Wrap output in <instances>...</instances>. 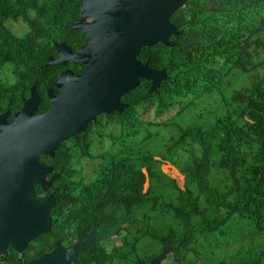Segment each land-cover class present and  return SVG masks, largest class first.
<instances>
[{
	"label": "trees",
	"instance_id": "1",
	"mask_svg": "<svg viewBox=\"0 0 264 264\" xmlns=\"http://www.w3.org/2000/svg\"><path fill=\"white\" fill-rule=\"evenodd\" d=\"M35 1L0 0L1 54L22 77L33 67L25 39L41 29L33 25L27 36H16L9 23L27 21V16L7 10H29ZM60 16L53 14V42L68 29ZM170 22L180 32L169 37L173 45L158 43L137 56L149 68L165 70L167 78L156 92L140 80L123 96L127 107L116 114L119 133L107 135L108 149L93 153L105 137L100 127L93 132L96 141L70 139L52 158L40 157L61 175L56 183L62 188L49 215L58 227L78 225L81 217L86 232L118 227L116 247H101L92 263L88 253L95 249L85 250L84 264H149L165 245L171 246L169 264H264V75L257 73L264 67V0H189ZM44 62L37 63V71H51L55 80L63 68L42 67ZM240 78V86L232 88ZM33 85L47 102L45 89L52 84ZM28 87L13 89L17 108ZM208 98L212 102H205ZM203 102L205 107H199ZM150 110L156 120L174 115L164 122L143 121ZM161 128L168 137L156 153L149 146ZM81 159L94 167L92 178L73 188L63 186L67 175L62 169ZM162 165L180 172L183 188L160 170ZM35 194L45 192L36 186ZM65 205L68 213L62 211ZM49 235L32 243L34 257L51 246ZM228 239L239 247L228 251ZM150 246L156 247L152 253L143 250Z\"/></svg>",
	"mask_w": 264,
	"mask_h": 264
},
{
	"label": "water",
	"instance_id": "2",
	"mask_svg": "<svg viewBox=\"0 0 264 264\" xmlns=\"http://www.w3.org/2000/svg\"><path fill=\"white\" fill-rule=\"evenodd\" d=\"M189 0H90L86 7L97 10H82V19L93 18V22L83 24L82 20L72 27L87 33L86 44L71 53L64 45L57 46L61 56L47 65H65L70 58L74 63H82L85 68L83 78L95 81V101L78 102L73 110L78 116L71 120L66 116L67 94L62 86L64 74L56 83L57 96L48 91L51 109L44 114L35 113L40 102L31 89L19 113L12 123L7 122L9 112L0 115V255L10 245L21 252L37 237L48 233L54 193L45 198L37 197L35 186L46 191L57 175L46 181L52 167L38 161L40 157L54 156L59 145L85 130L86 124L101 113L113 111L121 113L125 107L120 98L134 90L145 80L150 83L149 92H156L167 76L165 70H153L142 64L137 56L142 48H150L160 43L172 46L170 36L180 32L170 22L171 17ZM113 7L122 10H113ZM112 80L113 97L110 101H97V82ZM80 92L81 89H75ZM86 113V114H82ZM118 227H99L92 230L82 242L68 249L58 248L27 264H76V254L84 249L94 248L100 240L116 233ZM168 245L149 264H159L167 254ZM171 247V246H170ZM61 254L62 259H55Z\"/></svg>",
	"mask_w": 264,
	"mask_h": 264
},
{
	"label": "flooded vegetation",
	"instance_id": "3",
	"mask_svg": "<svg viewBox=\"0 0 264 264\" xmlns=\"http://www.w3.org/2000/svg\"><path fill=\"white\" fill-rule=\"evenodd\" d=\"M84 1L88 3L90 0H36L35 3H33L32 8L29 10H7L8 12H14L19 11L22 14H26L27 21L24 20H17L10 22L8 27L10 31L13 33H19L15 34L18 37H25L30 33V27L33 25H37L41 30L36 35L32 36L31 38H26L25 43L29 44L32 47V55L31 58L33 60V67L32 70L29 72L28 75H24L25 81H22V76L18 75L14 72V67L11 63L7 62L9 59L6 60L4 57V54L2 49H0V91H2V96L0 97V108L5 109V112L0 113V115L9 112V116L7 118L8 123H12L14 121V115L16 113H19L21 111V108L23 106L24 100L28 99L31 94V89L34 90V85L36 83L40 86L49 85L52 84V87L45 89V96L47 102H43V98L38 95L40 102L37 106V109L35 113L37 115L47 113L51 109V104L49 102L47 93L48 91L52 92V95L57 96L59 94L58 89L56 88V83L58 81V78L60 74H64L63 83L62 86L66 88L67 94V110H66V116L69 117L71 120H76L78 117L76 113L73 110V105L77 104L78 102L88 103L86 106V109H90V103L92 101H95V81L91 80H85L86 78L82 77L85 75V68L82 63H74L70 58L67 59V62L65 65H60L63 69L59 71L57 74L55 80H53L52 72L46 71V73H41L40 71H37V63L44 62V65L42 67H49L52 65H47V62L49 59L56 60L61 56V53L57 50V46L64 45L66 48L69 49L71 53H75L78 50H80L87 41V33L83 31V29L78 28L74 29L72 26L76 22H80L82 20L83 24H89L93 22V18L91 17H85L82 19V10H97L88 8L85 5ZM113 10H122V8L119 7H113ZM4 11V10H0ZM61 14L59 19L65 21H68L67 27L68 29L65 30V32L61 35L59 39L56 40V42H53L52 36H53V14ZM64 22L61 23L59 27L64 26ZM12 29V30H11ZM15 30V31H13ZM25 31V32H24ZM29 83L30 87L27 88L28 96L27 97H21V103L16 107L15 101L16 99L12 97V92L14 90L19 91V87L23 88ZM75 89H81L80 92H75ZM113 85L112 80H105V82L99 81L97 82V92H96V99L97 101H110L113 97ZM17 102V101H16ZM120 102L125 105L124 109L127 107V104L123 102V96L120 98ZM39 109V111H38ZM123 109V110H124ZM14 110V111H12ZM118 112L113 111L110 114L101 113L99 115H96L95 118L91 121H89L86 124L85 130L79 134L74 135L73 137L69 138L65 142H69L70 139L77 138L78 141H96L99 139V136H96L93 132L96 130V128L103 127V132L105 133V137L102 138L108 139L114 136L116 132V114ZM86 114V113H82ZM83 134V135H82ZM82 135V136H80ZM39 162L44 163L48 165L46 162L38 159ZM49 166V165H48ZM88 162L81 159L79 160L74 167L71 168H64L62 171L65 172L67 175L65 177L66 184L63 186L73 188L78 183H85L86 182V171L91 172V170H88L89 168ZM53 175H57L56 178L52 181L51 185L48 187V189L40 198H45L51 193H54V196L56 194V190L58 188H62V185L60 182L56 183V180L60 179L61 175L60 172H54L52 168V172L47 175L46 181H48ZM40 188V187H39ZM36 189V186H35ZM53 196V199H54ZM54 202V201H53ZM54 206H51V208ZM50 208V211H51ZM70 206L65 205L62 209L63 213H68ZM50 214V213H49ZM51 218V217H50ZM78 225H75L74 223H69L63 227H58L57 225H53L52 218H51V224L47 235L50 233L48 238V244L49 240L51 242V246L48 248L46 252H44L42 255L45 254H51L55 252L58 248V244L60 245L61 249H68L71 246L82 242L86 239L87 235L94 229H97L99 227H107L111 228L114 226H107L102 225L98 227L91 228L88 232H86V229L83 225V220L81 217L78 218ZM63 228V230H61ZM118 232V231H117ZM116 233L110 235L108 239L100 240L98 241L94 248V252L88 253L89 261L95 262L96 259L100 255V251H102L101 247L104 249H109L112 251L116 245H117V236ZM38 238V237H37ZM36 238V239H37ZM35 239V240H36ZM28 243L23 251L18 252L15 251L10 245H8L5 249V251L0 255L2 257L0 259V264H27L31 260L37 259L40 256L34 257V249L35 246H31L32 243L35 241ZM97 248V250H96ZM84 249L79 251L76 254L75 262L76 264H84L87 260V257L85 254ZM55 259L60 260L62 259L61 254L56 255Z\"/></svg>",
	"mask_w": 264,
	"mask_h": 264
},
{
	"label": "rangeland",
	"instance_id": "4",
	"mask_svg": "<svg viewBox=\"0 0 264 264\" xmlns=\"http://www.w3.org/2000/svg\"><path fill=\"white\" fill-rule=\"evenodd\" d=\"M12 30V29H11ZM15 31V30H13ZM16 32V31H15ZM25 32V31H24ZM14 33V32H13ZM14 34H19V33H14ZM257 73L259 75H264V67L263 68H258V71ZM244 79H239L237 80L238 82L235 81L234 85L232 86V88H238L240 86V84L242 83ZM250 80H246V82H244L245 84H247ZM231 88V89H232ZM213 98H208V99H205V102H212ZM199 107H205V103H201L199 104ZM174 115V112L171 113V114H168V115H165L161 118H158V120L155 119L154 117V114L153 112L150 110L148 111L145 115L142 116V120L145 121V122H148V121H151V122H164L165 120H167V118H172ZM205 116L209 117L210 120H212V116H208L207 114H204ZM187 118V117H185ZM193 119L196 121L198 120L196 117H193ZM176 121L181 124V126H184L185 123L182 122L181 120L179 119H176ZM202 120H199L198 123H201ZM156 128H150V131L152 132H155ZM119 133V130L118 128L116 129V132H115V136L118 135ZM157 133H160L159 137L157 139H155L154 141H152V143L150 144L149 148L152 149L154 152L156 153H161L162 152V142H164V139H167V134H166V131L164 129H160L159 131H157ZM110 145V142L109 140L107 139H104L103 142H102V145L101 146H96L95 147V150H94V154H97V152H100L102 149L105 150V149H108V146ZM158 159V158H157ZM94 167L90 164L88 170H92ZM160 170L165 174L167 175L168 177H170L171 179H174L177 183V185L180 187V188H183V183H184V177L180 174V172L171 167L170 165H162L160 167ZM92 178V172H88L86 171V180H90ZM147 188V184L144 185V191L146 190ZM227 242H229V247H228V251H231L233 249H236L237 247H239L240 243H233L230 239L227 240ZM260 242L264 244V234H262V237L260 239ZM156 247L154 246H150L148 248H143V250H145L146 252L148 253H152L154 250H155ZM171 261V247L169 246L168 249H167V254L165 255V257L159 262V264H169Z\"/></svg>",
	"mask_w": 264,
	"mask_h": 264
}]
</instances>
